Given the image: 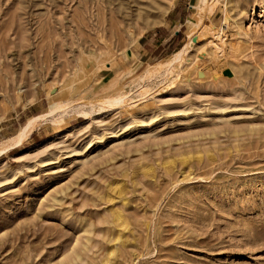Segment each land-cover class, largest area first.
Here are the masks:
<instances>
[{
    "label": "rangeland",
    "instance_id": "obj_1",
    "mask_svg": "<svg viewBox=\"0 0 264 264\" xmlns=\"http://www.w3.org/2000/svg\"><path fill=\"white\" fill-rule=\"evenodd\" d=\"M206 1L0 0V264H264V0Z\"/></svg>",
    "mask_w": 264,
    "mask_h": 264
},
{
    "label": "bare ground",
    "instance_id": "obj_2",
    "mask_svg": "<svg viewBox=\"0 0 264 264\" xmlns=\"http://www.w3.org/2000/svg\"><path fill=\"white\" fill-rule=\"evenodd\" d=\"M202 1H205V0H202ZM207 1H209V0H207ZM206 1V2H207ZM215 1V0H214ZM213 1V2H214ZM210 2V1H209ZM198 4H199V2H198ZM201 4V3H200ZM203 4V3H202ZM207 4V3H206ZM212 4H214V3H212ZM204 5V4H203ZM216 4H214L213 6H215ZM207 6V5H206ZM206 6H205V8H206ZM209 6V5H208ZM213 6H209V8L211 9V7H213ZM203 8V7H202ZM203 9V11L204 10H207V9ZM208 8V9H209ZM197 9H198V7H197ZM196 9V7H195V10H197ZM209 9V10H210ZM205 12V11H204ZM198 16V15H197ZM198 19L195 17V14H194V16L192 17V19H191V21H189V23H190V27H191V29L190 30H192L193 31V27H194V25H197L198 24ZM224 22V21H223ZM201 24V23H200ZM198 26H199V24H198ZM194 33H195V31H194ZM218 35V34H217ZM220 36V35H219ZM195 41H196V38H195V36H194V34L193 35H191V36H189V39H188V43H186V45L182 48V49H180L177 53H175L172 57L174 58V59H179V58H181L184 54H186L188 51H189V49L193 46V44L195 43ZM200 41V40H199ZM173 61V60H172ZM36 122H37V119L36 118H32L30 121H28V123L27 124H25L22 128H20V130L9 140V142H16V141H20V140H22V139H24V138H26V137H28L29 136V134L34 130V128H35V125H36ZM14 144H16V143H14Z\"/></svg>",
    "mask_w": 264,
    "mask_h": 264
},
{
    "label": "crops",
    "instance_id": "obj_3",
    "mask_svg": "<svg viewBox=\"0 0 264 264\" xmlns=\"http://www.w3.org/2000/svg\"><path fill=\"white\" fill-rule=\"evenodd\" d=\"M170 23H172V20L170 21ZM183 24H179V27H181ZM177 34L178 33V31H174V34ZM228 72H230V70L229 71H222V73H221V75H222V77L223 78H228V76H226L227 74H228Z\"/></svg>",
    "mask_w": 264,
    "mask_h": 264
},
{
    "label": "trees",
    "instance_id": "obj_4",
    "mask_svg": "<svg viewBox=\"0 0 264 264\" xmlns=\"http://www.w3.org/2000/svg\"><path fill=\"white\" fill-rule=\"evenodd\" d=\"M177 35H178V34H177ZM175 51H177V50H175ZM175 51H174V52H175Z\"/></svg>",
    "mask_w": 264,
    "mask_h": 264
}]
</instances>
